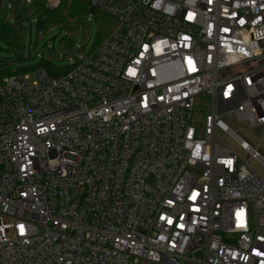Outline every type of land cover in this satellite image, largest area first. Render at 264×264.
<instances>
[{"label": "built area", "instance_id": "obj_1", "mask_svg": "<svg viewBox=\"0 0 264 264\" xmlns=\"http://www.w3.org/2000/svg\"><path fill=\"white\" fill-rule=\"evenodd\" d=\"M78 1L110 36L0 80V264H264V0Z\"/></svg>", "mask_w": 264, "mask_h": 264}, {"label": "rangeland", "instance_id": "obj_2", "mask_svg": "<svg viewBox=\"0 0 264 264\" xmlns=\"http://www.w3.org/2000/svg\"><path fill=\"white\" fill-rule=\"evenodd\" d=\"M34 1H22L24 5L23 13L19 16L20 21L17 23L21 33L19 47L8 43V41L0 37V72L4 75L31 74L43 62H46L55 70L67 71L71 67V59H75L76 53L79 52L83 56L91 53L102 36L101 28L109 27L112 23L111 19L101 13L82 12L80 5L83 3L75 0L76 5L72 7L75 14L71 18L75 22L71 21V24L68 21H63L41 30L36 15L33 13L26 14L27 9L30 8ZM57 2L58 6L60 1L57 0ZM49 3L50 0H48V5ZM13 14L14 11H8L4 8L0 18L5 19L9 15L10 24L15 26V19H11ZM70 29L77 30L74 33L75 48L73 47V49H67L62 45V41L69 35ZM201 99L203 100L200 103V107L209 110L211 106L210 100ZM234 128L237 129V125ZM238 134L253 148H256L264 158V141L260 142L264 134L263 131H257L253 136L244 131H238Z\"/></svg>", "mask_w": 264, "mask_h": 264}, {"label": "trees", "instance_id": "obj_3", "mask_svg": "<svg viewBox=\"0 0 264 264\" xmlns=\"http://www.w3.org/2000/svg\"><path fill=\"white\" fill-rule=\"evenodd\" d=\"M23 0H18L14 4V14L13 19H15V26L10 24V20L8 15L5 19L0 18V37L8 41V43L13 44L17 47H19L21 42V33L20 29L17 26V23L20 21L19 16L23 13ZM60 3L56 8H49L48 7V0H35L30 8L27 9L26 14H35L38 18V25L41 30H45L49 27H52L54 25H57L60 22L68 21L72 24V17H74L75 12L72 10V7L76 5L75 0H59ZM75 3V4H74ZM83 3V2H82ZM70 5V6H69ZM80 8L82 12H96L101 13L102 15L107 16L109 19H111L112 23L109 25V27H102L101 28V34L99 41L97 42L96 47H98L102 42H104L112 33V31L116 27V20L109 15L93 9L90 5L83 3L80 5ZM3 9L0 8V16L2 14ZM22 19H24L22 17ZM72 21V22H71ZM75 24V23H74ZM76 29H70L69 35L62 41V45H64L67 49H73L74 47V33L76 32ZM75 48V47H74ZM39 67H44L48 70L49 74L51 75H59L67 73L70 69L67 71L61 72L58 70H55L50 65H48L46 62H43V64ZM14 75V74H12ZM12 75H4L2 72H0V80L4 77L12 76Z\"/></svg>", "mask_w": 264, "mask_h": 264}, {"label": "crops", "instance_id": "obj_4", "mask_svg": "<svg viewBox=\"0 0 264 264\" xmlns=\"http://www.w3.org/2000/svg\"><path fill=\"white\" fill-rule=\"evenodd\" d=\"M95 49V48H94Z\"/></svg>", "mask_w": 264, "mask_h": 264}]
</instances>
